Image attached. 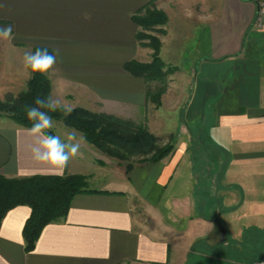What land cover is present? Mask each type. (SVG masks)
Listing matches in <instances>:
<instances>
[{
    "label": "crops",
    "instance_id": "0c3cea01",
    "mask_svg": "<svg viewBox=\"0 0 264 264\" xmlns=\"http://www.w3.org/2000/svg\"><path fill=\"white\" fill-rule=\"evenodd\" d=\"M258 1L0 0V27L14 26L13 39H0V100L26 90L31 73L23 68L24 52L47 47L59 53L47 74L58 107L145 122L147 83L125 64L137 58L140 46L132 16L153 2L167 14V37L183 48L177 51L192 54L186 69L191 93L180 109L202 131V139L195 138L182 111L168 133L162 119L158 128L151 117V132L172 133L175 151L156 163H135L130 173L76 134L79 153L57 174L33 160L30 128L6 116L11 121L0 124L1 175L81 174L92 191L75 195L66 218L48 224L32 251L23 235L32 209L9 210L0 225V264H264V28L256 23ZM195 145L202 151L201 173ZM138 206L146 219H138ZM214 218L228 229L225 242Z\"/></svg>",
    "mask_w": 264,
    "mask_h": 264
},
{
    "label": "trees",
    "instance_id": "16d2710c",
    "mask_svg": "<svg viewBox=\"0 0 264 264\" xmlns=\"http://www.w3.org/2000/svg\"><path fill=\"white\" fill-rule=\"evenodd\" d=\"M132 20L139 27L136 35L139 45L152 50V55L148 61L132 59L125 64V69L146 81L147 99L158 108L162 105L161 98L166 90L168 76L176 71L161 57L162 41L159 34H166L162 26L168 23V17L151 2L136 12ZM153 82L162 85L152 89ZM51 91L52 83L47 74H31L26 90L17 97L0 100V116L5 113L17 124L30 128L34 121L27 119L26 106L33 105L37 96L48 98ZM65 109L58 107L54 112L49 109L43 111L48 112L52 120L62 121L67 127L81 132L84 139L100 152L125 163L127 173L133 169L134 162L156 163L175 151L172 135L160 137L147 127L137 126L130 120L91 112L83 107L72 109L68 115H65ZM47 131L54 135L52 129ZM89 191L92 190L88 189V177L81 174L22 178H7L0 174V225L9 210L21 205L29 206L32 212L24 226L23 235L25 249L32 251L48 224L66 218L73 197Z\"/></svg>",
    "mask_w": 264,
    "mask_h": 264
},
{
    "label": "rangeland",
    "instance_id": "374dc122",
    "mask_svg": "<svg viewBox=\"0 0 264 264\" xmlns=\"http://www.w3.org/2000/svg\"><path fill=\"white\" fill-rule=\"evenodd\" d=\"M168 23L165 26H162V29L166 30ZM168 32H169V30L167 29L165 35L159 34V37L162 41V45L164 44V46L162 48V52H161V57L165 61V63L168 66H170V68H172V69L176 68V71L173 74H170L168 76L166 90L162 94V98H161L162 105L157 108L153 102L149 101V106L147 109V115H146L145 122H142V123L138 122L137 123V122H134L132 120H130V121L137 126H139V125L145 126L148 128L149 131H151L150 130L151 128H149V127L150 126L154 127V125L152 122H151V124H148L147 121H149L151 119V117H152L151 121H153V117H155L156 123H157L155 127L160 128L161 122H157V121L158 120L160 121L162 119L164 122V125H165L164 126V132L168 133L167 130H172L173 127H174V130L176 129L177 123L175 124L174 122L179 119V113L182 111V115H181L182 121L184 122L185 125L190 126L191 130L193 131L194 137L201 140L202 139V131L200 130V128H198L199 126H201V124L197 127V123L194 124V122H192L193 124L190 125L189 124V123H191L190 119H189L190 117H189V114H187V112H186V108L183 109V107H182L183 110L180 109L181 105L182 106L186 105V102L189 99V96L191 93V89L189 88L190 86L186 83L189 80V75L187 74L186 69L191 66L190 64L193 63V62H191L192 61V58H191L192 54L188 51H186V52L181 51L179 53L177 51V49L183 50V48L182 47L179 48V46L172 44L173 39H171L170 36L167 37ZM140 47L141 46H139V52L137 54V59L140 61L150 60L151 55H152V50L145 48L143 46L141 48ZM187 48H188V50H190V47L187 46ZM161 85L162 84L159 82H153V83H151V88L152 89H158L161 87ZM1 101H6V100H1ZM175 106H176V110L174 113H172L170 111V109L174 108ZM74 108H77V107H72L71 109H74ZM159 109L161 111H160V113H157V110H159ZM89 111L95 112L93 110H89ZM95 113H98V112H95ZM158 114H159V116H161V118L156 117V115H158ZM171 114H174V115L172 116ZM6 116L7 115L5 113H2V116L0 117V124L7 122V121H11L10 119H6L7 118ZM114 117H117V118L123 119V120H128V119H125L123 117H118V116H114ZM197 120H198V123L202 122L201 119H197ZM51 129L53 130L54 135H59L60 137L61 136L62 137L68 136V134H70L73 131H75L76 134H79L81 136L83 135L81 132L77 131L76 129L67 127L66 125H64V123L62 121H54L53 120V127ZM171 135H172V133H171ZM166 136H168V135H166ZM166 141L167 140H165V142ZM194 152H196L195 153L196 160H197L196 168H197V171L199 173H201L202 169L205 168L201 164V158H202L201 157L202 156L201 147L195 145ZM102 154H104V153H102ZM83 162L88 163V165L91 166V170L97 169V166L93 165L92 160H84ZM135 163H138V162H134V164ZM93 185H96V184H93ZM135 214L137 215L138 219H146L144 214H143L142 209L139 206L135 209ZM217 230L219 231V239H221V232L219 229H217Z\"/></svg>",
    "mask_w": 264,
    "mask_h": 264
},
{
    "label": "clouds",
    "instance_id": "9594fccd",
    "mask_svg": "<svg viewBox=\"0 0 264 264\" xmlns=\"http://www.w3.org/2000/svg\"><path fill=\"white\" fill-rule=\"evenodd\" d=\"M13 25L0 27V39H13ZM58 51L51 52L47 47H37L35 51H25L22 57L23 68L30 71L31 74L46 75L54 71L57 63ZM60 102L51 96L42 98L37 96L33 105L26 106V117L34 121L29 129L31 136L35 139V144L31 149L34 161L47 165L56 170L57 174H62L67 168L70 160L77 156L80 150V143L73 142L76 140V132H71L66 140H62L59 135L49 134L47 130L53 127L52 117L48 112L56 111ZM71 108L65 109V115L70 114Z\"/></svg>",
    "mask_w": 264,
    "mask_h": 264
},
{
    "label": "built area",
    "instance_id": "2783aa9c",
    "mask_svg": "<svg viewBox=\"0 0 264 264\" xmlns=\"http://www.w3.org/2000/svg\"><path fill=\"white\" fill-rule=\"evenodd\" d=\"M258 13H257V26L259 28H264V0L258 1Z\"/></svg>",
    "mask_w": 264,
    "mask_h": 264
},
{
    "label": "water",
    "instance_id": "95a60500",
    "mask_svg": "<svg viewBox=\"0 0 264 264\" xmlns=\"http://www.w3.org/2000/svg\"><path fill=\"white\" fill-rule=\"evenodd\" d=\"M212 221L221 232V241L225 242L228 232L227 227L222 223L220 218H214Z\"/></svg>",
    "mask_w": 264,
    "mask_h": 264
}]
</instances>
